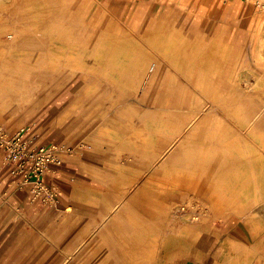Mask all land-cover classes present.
<instances>
[{
  "label": "rangeland",
  "instance_id": "rangeland-1",
  "mask_svg": "<svg viewBox=\"0 0 264 264\" xmlns=\"http://www.w3.org/2000/svg\"><path fill=\"white\" fill-rule=\"evenodd\" d=\"M31 1H45L46 5L35 8ZM57 1L9 0L0 4V33L7 35L16 26H30L32 21L21 13L41 9L47 34L42 38L45 41L38 37L40 42L52 48L61 46L64 40L68 42L62 45L63 55L58 57L60 67L44 62L49 56H35L32 50L31 57L24 60L25 51H20L18 37L0 42L2 48H9L10 57L0 62V198L7 200V205H0V213L10 215L17 210L53 219L28 223L27 229L36 228L37 232L21 235L18 241L26 247L15 263L10 249L1 264H142L143 258H153L156 248L160 254L151 264H264V194L252 201L234 199L244 170L235 154L222 151L226 137L220 130L231 123L225 110H220L222 117L207 120L206 136L186 134V125L192 122V111L187 107L213 104L207 100L209 95L219 97L222 104L237 97L242 111L250 115L248 124L254 123L255 139L264 142V114L253 116L264 106V0ZM165 18L173 28V37L181 36L193 43L191 54L180 66L163 63L161 67V63L158 66L156 61L144 58L129 72L107 67L106 75L99 69L91 71L66 62L64 54L71 51L72 45L83 51L86 65L102 68L92 52L106 35L117 36L124 30L148 50L143 34L154 26L160 28ZM63 26L69 28L66 39L59 36ZM35 39L30 37L25 42L32 46ZM210 48L215 50L211 56L216 61L212 66L199 63L198 55ZM118 56L123 58L121 53ZM220 58L226 61L224 64L234 65L235 71L218 65ZM121 75L124 84L119 87L108 77L120 80ZM255 79L259 85L250 88L248 94L240 96L236 92H244ZM228 82L235 83V92H231ZM160 104L180 107L167 125L161 122ZM123 105L127 106L124 114L118 110ZM175 128H182L184 133L179 136ZM113 130L120 133L117 140L104 135ZM146 132L152 142L144 155L141 133ZM210 141L214 146L211 151L199 150L200 145ZM41 147H53L49 159H57L58 163L46 162L40 175L42 188L35 195L34 171L46 160L39 153ZM14 149L18 156L15 163L7 159ZM115 166L120 169L116 171ZM58 199L65 205L50 207ZM15 200L20 201L18 206L13 204ZM184 210L192 211L193 217ZM179 231L194 239L188 237V242L183 235L189 245H179L172 260H167L160 238L164 233ZM174 238L179 240L176 235Z\"/></svg>",
  "mask_w": 264,
  "mask_h": 264
},
{
  "label": "bare ground",
  "instance_id": "bare-ground-1",
  "mask_svg": "<svg viewBox=\"0 0 264 264\" xmlns=\"http://www.w3.org/2000/svg\"><path fill=\"white\" fill-rule=\"evenodd\" d=\"M9 0H0V4L2 3H7ZM28 1V0H27ZM30 1V0H29ZM60 1V0H59ZM59 1H57L59 3ZM262 1V0H260ZM33 2V1H31ZM47 2V1H46ZM50 2V1H49ZM48 2V3H49ZM54 4V2H52ZM57 3V4H58ZM32 4H34L35 8L36 7H41L43 5H46L45 1H42V2H33ZM31 4V5H32ZM56 4V5H57ZM31 7V6H30ZM53 7V5L51 6ZM50 7V8H51ZM60 7V5H59ZM21 8V7H20ZM33 8V7H32ZM57 8V7H56ZM18 9V7H17ZM54 9V8H53ZM22 10V9H21ZM52 10V9H50ZM57 11V9H56ZM55 11V13H56ZM17 12V11H16ZM52 12V11H51ZM26 15L27 18H29L32 22H31V25L29 23L30 26H26V27H21V26H16L14 27L13 24V27L11 29V33H5L7 35H5L4 33H0V42L1 41H4L3 39L5 38H14V37H18L17 39L21 40V46H20V51H25V55L23 56V59L24 58H28L30 55H29V51L32 50V52L34 53L35 56H38V55H48L49 56V59H45L44 62L48 61L49 63L53 64L54 66H58L59 65V59L58 57L63 55V46L62 45H68V42L67 40H64L63 41V44L57 48H52L50 46H48L47 44L43 43L42 41V38L44 37L45 38V35L47 34L45 29H44V26L42 25V19H41V16H42V11L41 9H34V10H26L25 12L21 13V14H24ZM53 13V12H52ZM17 15V14H16ZM20 15V14H19ZM52 15V14H51ZM47 18V17H46ZM166 18H168V15H166ZM164 20L162 26L159 25L160 28H156L154 26V29H148L146 30V32L143 34V37L148 40V44L150 46V49H146V48H142L141 46V43L139 42V40L137 39V37H135L134 35H132L131 33L127 32V31H123V32H120L121 34L119 35V32L117 33L118 35L117 36H112L110 34L106 35L105 36V41L99 45L98 47L99 48H96L91 56H93L94 60L98 63V64H101L104 66H102V68H98L96 65H86V62L82 59V53L83 51L81 49H79L78 47H74L72 45H70V48L71 51H69L67 54H64V56H66L68 59V61H66L67 63L69 64H72L73 66H77L78 68L79 67H83V68H87V69H92L93 70H96V69H99V71H102L103 74H106L105 71L107 69V67L111 68L112 70H116L118 71L119 73H122V72H126L128 70H130L134 65L135 63H137L138 61H142L144 58H147L149 61L150 60H154L156 61V63L158 64V66H160V63H161V67H164L163 66V63H166L167 66L171 67V63L172 65H182L184 62H186V60H184L189 54H191V51H192V44H189L188 42H186L181 36H179L178 38H175L173 37V35H171L172 33V26L171 24L168 22L169 19H166ZM3 19V17H2ZM14 20H18L17 18H15ZM44 20V19H43ZM151 20V19H150ZM5 22V20H3ZM26 21V20H25ZM65 21V20H64ZM1 23V22H0ZM6 23V22H5ZM18 23V22H17ZM3 24V22H2ZM10 24V23H9ZM19 24V23H18ZM65 25V24H64ZM81 25V24H80ZM0 26H2L0 24ZM7 27V26H6ZM10 27V26H8ZM162 28V29H161ZM2 30V29H1ZM4 31V30H3ZM60 31V30H59ZM1 32V31H0ZM107 32V31H106ZM105 32V33H106ZM108 33V32H107ZM58 34V33H57ZM67 34H69V28L68 27H64L62 28V31L60 32L59 36L60 37H66ZM116 34V33H115ZM184 34V33H183ZM114 35V33H113ZM41 36V42H40V39H38V37ZM57 35V37H59ZM30 37H36L35 39V43L32 45V46H28L26 44L25 41L29 40ZM66 39V38H65ZM98 39V38H97ZM102 39V38H101ZM186 39V38H185ZM59 40V38L57 39ZM11 41V40H10ZM45 41V40H44ZM99 41V40H98ZM9 43V41H7ZM60 42V40H59ZM190 42V41H189ZM7 43V44H8ZM3 44V43H2ZM30 44V43H29ZM54 45V43H53ZM10 46V45H9ZM12 46V44H11ZM16 47V46H15ZM19 47V46H17ZM9 49V48H8ZM8 49H5V48H2L0 46V62L2 61H7L5 60L6 59V56L8 55ZM73 50V51H72ZM28 51V52H27ZM229 51V50H228ZM12 52V51H11ZM215 50H213V48H210L208 50H204L203 52L200 53V55H198V58H196V60L199 61V63L201 62H204V63H207V64H210L211 66L213 65L212 63L214 61H216V58L211 56V53H214ZM218 52V51H217ZM227 52V51H226ZM20 53V52H19ZM90 53V52H89ZM122 54L123 55V58H120L118 56V54ZM254 53V52H253ZM199 54V53H198ZM227 55V53H225ZM42 55V56H43ZM89 55V54H88ZM34 56V57H35ZM41 56V58H42ZM63 56V57H64ZM8 57V56H7ZM31 57V56H30ZM29 57V58H30ZM33 57V56H32ZM225 57V56H224ZM9 60H10V57H8ZM20 58V57H19ZM36 59V57H35ZM39 59V58H38ZM25 60V59H24ZM146 60V59H145ZM37 61V60H36ZM43 61H38L37 63H41ZM161 61V62H160ZM218 61L220 63H218V65L222 66L223 68H232L233 71L234 70V65H228V64H224V62H226L224 59H218ZM17 62V60H16ZM28 62V60H27ZM31 62V60H30ZM34 62V61H33ZM43 62V63H44ZM65 62V63H66ZM152 62V61H151ZM197 62V61H196ZM211 62V63H210ZM32 63V62H31ZM36 63V64H37ZM140 63V62H139ZM169 63V64H168ZM63 64V63H62ZM2 65V64H1ZM201 65V64H200ZM16 66V65H15ZM135 66V65H134ZM137 66V65H136ZM198 66V65H197ZM11 67V66H10ZM9 67V68H10ZM13 67V66H12ZM60 67V65H59ZM58 67V68H59ZM63 67V66H62ZM138 67V66H137ZM184 67V66H183ZM209 67V66H207ZM31 68V67H30ZM33 68V67H32ZM46 69V67H44ZM56 68V67H54ZM70 68V67H68ZM77 68V70H78ZM140 68V67H139ZM145 68V67H144ZM147 68V67H146ZM149 68V67H148ZM151 68V67H150ZM5 69V68H4ZM3 69V70H4ZM52 69V67H51ZM62 69V68H61ZM71 69V68H70ZM73 69V68H72ZM134 69V68H133ZM163 69V68H161ZM18 70V69H16ZM57 70V69H56ZM80 70V69H79ZM113 70V71H114ZM8 71V70H7ZM52 71H54V69H52ZM64 72L66 70H63ZM83 71V69H82ZM136 71V70H135ZM12 72V71H11ZM24 72V71H23ZM36 72V71H35ZM62 72V71H61ZM67 72V71H66ZM84 72V71H83ZM86 72V71H85ZM89 72V71H88ZM129 72V71H128ZM53 73V72H52ZM93 73V72H91ZM101 73V72H100ZM100 73H97V76L100 75ZM13 74V73H12ZM61 74V73H60ZM89 74V73H87ZM96 74V73H94ZM102 74V75H103ZM124 74V73H123ZM127 74V73H125ZM30 75V74H29ZM92 75V74H91ZM107 75V74H106ZM59 76V74H58ZM87 76V75H86ZM95 77V75H93ZM129 76V74H128ZM33 77V76H32ZM109 79H110V82L117 85L118 87L119 86H123L124 84V79L122 78V75H121V79L120 80H116V79H113L112 77L108 76ZM132 77V76H131ZM19 78V77H18ZM36 78V76H35ZM96 78V77H95ZM103 78V77H102ZM100 78V79H102ZM133 78V77H132ZM29 79H30V76H29ZM85 79V78H84ZM98 79H99V76H98ZM119 79V78H118ZM260 79V77H259ZM103 80V79H102ZM100 80V81H102ZM108 80V79H107ZM132 80V79H131ZM246 80V79H245ZM92 81V80H91ZM95 81V80H94ZM109 81V80H108ZM108 81H105L104 79V82H108ZM127 81V80H126ZM146 81V80H145ZM244 81V80H243ZM13 82V81H11ZM93 82V81H92ZM98 83H100L99 81H97ZM103 82V81H102ZM130 82V80H129ZM222 81H220V84H221ZM245 82V81H244ZM126 83V82H125ZM243 83V82H242ZM258 83V79H255L254 82H251V83H248V85L245 86V91L241 92V90H235L234 88H236V85L234 82H228V85L231 86V92H239L240 93V96H243V95H246L248 94L250 90V88L254 87L256 84ZM87 84V83H86ZM85 84V85H86ZM89 84V83H88ZM87 84V85H88ZM109 84V82H108ZM3 85V84H2ZM40 85V83H39ZM84 85V86H85ZM96 85V84H95ZM110 85V84H109ZM133 85V84H132ZM259 85V84H257ZM28 87H30L29 85H27ZM34 86V85H33ZM83 86V87H84ZM94 86V85H93ZM97 86V85H96ZM101 86H103L101 84ZM100 86V87H101ZM129 86V85H128ZM126 86V87H128ZM20 87V86H19ZM113 87V86H112ZM26 88V87H25ZM91 88V86H90ZM98 87H96L97 89ZM29 89H32V88H29ZM34 89V88H33ZM36 89V87H35ZM96 89L94 90L95 93L97 92L98 93V90L96 91ZM102 89V88H101ZM100 89V90H101ZM28 90V89H27ZM87 90V89H86ZM90 90V89H89ZM99 90V91H100ZM111 90V89H110ZM126 90V89H125ZM130 90V89H129ZM7 91V90H6ZM102 91V90H101ZM105 91V89L103 90ZM168 91V90H167ZM173 91V90H172ZM3 92V90H2ZM15 92V91H14ZM107 92H109L107 90ZM106 92V93H107ZM116 92V91H115ZM220 92V90H219ZM94 93V92H93ZM101 93V92H100ZM117 94L119 93L118 92V89H117ZM122 93V91H121ZM90 95V92L88 93ZM87 94V95H88ZM103 94V93H102ZM230 94V93H229ZM242 94V95H241ZM11 95V94H9ZM94 95V94H93ZM99 95V94H97ZM119 95V94H118ZM166 95V93H165ZM260 95V94H259ZM85 96V95H84ZM120 96V95H119ZM164 96V95H163ZM261 96V95H260ZM14 97V96H13ZM88 97V96H87ZM85 96V100L87 98ZM90 97V96H89ZM91 97H92V94H91ZM127 97V96H126ZM232 97H236L235 95L232 96ZM95 98V97H94ZM103 98V97H102ZM109 98V97H108ZM161 98V97H160ZM248 98V97H247ZM11 99V98H10ZM92 99V98H91ZM153 99V98H152ZM165 99V98H164ZM173 99V98H172ZM219 97L215 96V95H209V98L207 99L208 101H213V104H209V105H205V104H202L200 106H190V107H187L186 109L187 110H191V120L192 122L190 124H187L186 127L188 129V131H186V134H191L189 136H198L201 137L202 136H206L205 135V130H204V127H205V123L207 122V120H210V118H219V117H222V109L225 110V114L226 117L228 119L231 120V123L228 124V127H224L222 126L221 127V134L225 135V142H226V145H225V148H223V144L221 145L223 148L222 151L225 152L226 155H230V154H235L234 156H236L239 160V163H240V166L241 168L244 170V173L241 175V178H240V181H239V184L241 185L240 189H235L236 191L234 192L233 190V195H234V199L235 197L237 198H241V199H246V200H256L258 198H260L262 196V194H264V142H261V141H257L255 139V130L254 129V123H250L248 124V119L250 118V115L247 114L245 111L243 112L242 111V106H241V102L239 101V99L236 97L235 100H231L230 103L228 104H222L220 100H218ZM253 99V98H252ZM262 99V98H261ZM84 100V101H85ZM88 100V98H87ZM86 100V101H87ZM95 100V99H94ZM110 100V99H109ZM134 100H138V97H135ZM167 101H171V99L169 98H166ZM9 101V100H8ZM89 101V100H88ZM92 101V100H91ZM82 102V101H81ZM90 102V101H89ZM25 103V102H24ZM98 103V102H96ZM130 103V102H129ZM95 104V103H94ZM121 104V103H120ZM127 104V103H126ZM125 104V105H126ZM11 105V104H10ZM91 105V104H90ZM88 107V106H87ZM90 107V106H89ZM160 109H162L161 113L163 116H161L162 118V121L164 125H167L170 120H173L174 118L176 117H173V115H175V110H178L180 109V107H175V104L171 105V106H164L162 104H160L158 106ZM14 108V107H13ZM27 108V107H26ZM91 108H92V105H91ZM129 108V107H128ZM87 109V108H86ZM90 110V108H88ZM132 110L134 109V107L131 108ZM130 109V110H131ZM137 109V108H136ZM135 109V110H136ZM13 110V109H12ZM25 110V109H24ZM122 114H124L125 110H127V106H124L122 107V109H118ZM131 110V111H132ZM134 110V111H135ZM159 110V109H158ZM221 110V111H220ZM262 110H264V106H261L259 110H257L255 112V114L253 115L254 117L258 118L260 114H264V113H261ZM85 111V109H84ZM87 112V110H86ZM116 112V111H115ZM130 112V111H129ZM142 112V111H141ZM144 112V111H143ZM142 112V113H143ZM83 113V112H81ZM99 113V112H98ZM147 113V112H146ZM85 114V113H84ZM127 114V112H126ZM90 115V114H89ZM99 115V114H98ZM102 115V114H101ZM112 115V114H111ZM110 115V116H111ZM69 116V115H68ZM81 116V115H80ZM79 116V117H80ZM96 116V115H95ZM147 118V117H146ZM151 118V117H150ZM255 118V119H256ZM254 119V118H253ZM252 119V120H253ZM254 119V120H255ZM99 120V119H98ZM148 120V119H147ZM253 120V121H254ZM257 120V119H256ZM94 121V120H93ZM97 121V120H96ZM158 121V120H156ZM98 122V121H97ZM143 122V121H142ZM250 122V121H249ZM171 124V123H170ZM173 124V123H172ZM175 124V123H174ZM110 125V124H109ZM112 125V124H111ZM147 125V124H146ZM163 125V126H164ZM106 126V125H105ZM154 126V125H153ZM173 128L176 127L174 125H172ZM171 126V127H172ZM143 127V126H142ZM108 128V127H107ZM177 128V127H176ZM175 128L176 132L178 131L179 133V136H181L184 131L183 129L179 128L178 130ZM219 128V127H218ZM143 129V128H142ZM169 129V128H168ZM254 129V130H253ZM135 130V129H134ZM138 130V129H137ZM159 130V129H158ZM185 130V129H184ZM98 131V130H97ZM114 131V130H113ZM149 131V130H148ZM173 131V130H172ZM145 132V131H144ZM152 132V131H151ZM161 131H159L160 133ZM138 133V131H137ZM136 133V134H137ZM172 133V132H171ZM98 134V133H97ZM101 134V133H100ZM103 134V133H102ZM106 134V135H105ZM142 136H143V148L141 150H143L144 152V155H145V152L148 151V148L150 146V142H152V140L150 141V134L148 132L146 133H141ZM105 136H107V138L109 140H117L119 137H120V133L118 131H114V132H109V131H105L104 133ZM172 135V134H171ZM98 136V135H97ZM156 136V134H155ZM162 136V135H161ZM168 136V135H166ZM96 137V136H95ZM169 137V136H168ZM186 137V136H185ZM221 137V136H220ZM97 138V137H96ZM94 138V139H96ZM157 138V137H156ZM164 138V137H163ZM205 138V137H204ZM203 137L201 139H204ZM258 139V137H257ZM264 139V138H262ZM122 140V139H121ZM157 140V139H156ZM156 140L154 142H156ZM124 141V140H123ZM93 142V141H92ZM99 142V141H97ZM116 142V141H114ZM113 142V143H114ZM121 142V141H120ZM126 142V141H125ZM130 142V141H129ZM133 142V141H132ZM135 142V141H134ZM133 142V143H134ZM138 142V141H137ZM135 142V143H137ZM219 142V141H218ZM222 142V141H221ZM224 142V143H225ZM100 143V142H99ZM104 143V142H103ZM119 143V142H118ZM128 143V142H127ZM132 143V145H133ZM138 144V143H137ZM141 144V143H140ZM128 145V144H127ZM136 145V144H135ZM139 146V145H138ZM136 146V147H138ZM141 146V145H140ZM134 147V145H133ZM154 147V146H153ZM214 147L213 146V141H210L208 144H205V145H200L199 147V150L201 151H211V148ZM135 148V147H134ZM139 149V148H138ZM221 150V149H220ZM215 151V149H214ZM205 153V152H204ZM215 153V152H214ZM152 154V153H151ZM143 155V156H144ZM148 155V153H147ZM204 155V154H203ZM217 156V155H216ZM154 157V156H153ZM210 157V156H209ZM233 157V155H232ZM235 158V159H237ZM222 159V158H220ZM158 160V159H157ZM233 160V159H232ZM208 161V159H207ZM224 160H222L223 162ZM205 162V161H204ZM232 162V161H231ZM236 162V161H235ZM161 164V162H159ZM158 163V165H159ZM221 163V162H220ZM227 163V162H226ZM156 165V164H155ZM164 165V164H162ZM230 165V164H229ZM232 165V164H231ZM238 165V164H237ZM227 166V165H226ZM220 168V167H219ZM237 168V167H236ZM115 169L116 171H118L120 168L119 166H115ZM222 170V169H220ZM235 173V171H234ZM218 174V173H217ZM237 174V173H236ZM235 174V175H236ZM220 176V175H219ZM115 178V177H114ZM214 178V177H213ZM212 178V179H213ZM217 179V178H216ZM223 179V178H222ZM214 180V179H213ZM218 182V181H217ZM223 183V182H222ZM238 183V182H237ZM216 185V184H215ZM222 185V184H221ZM220 185V186H221ZM219 186V185H218ZM219 186V187H220ZM216 187V186H215ZM223 187V186H222ZM235 188V187H234ZM233 189V188H232ZM221 190V189H220ZM218 192V190H217ZM232 193V192H231ZM230 196V194H229ZM223 198V196H222ZM233 198L231 197V200ZM239 201V200H237ZM252 201V200H251ZM233 200L230 202L232 204ZM246 202V201H245ZM235 203L236 200H235ZM239 203H237L238 205ZM251 204V203H250ZM230 206V205H229ZM242 206V205H241ZM240 206V207H241ZM239 207V206H238ZM236 209V208H235ZM114 210V209H113ZM116 210V209H115ZM116 212V211H115ZM184 212H187L188 216L191 215L192 211H184ZM111 213V212H110ZM114 213V212H113ZM112 213V214H113ZM110 215V214H109ZM164 215V214H163ZM198 215V213H197ZM192 216V215H191ZM190 216V217H191ZM193 217V216H192ZM139 233V232H137ZM175 235L179 238H176V239H179V240H175ZM183 235L185 236V239H187L188 242H190V239L193 238L191 235L190 236H187L189 234H187V232L185 234H183V232L179 231L178 233L176 232H173V233H170V234H165L162 235V237L160 238V246L161 247H164V252L165 254L167 255L166 259L167 260H170L171 257L174 255L175 253V249L179 246V245H183V246H186V245H189V243L187 242H184V238H183ZM133 236V235H132ZM135 236H137V234H135ZM144 236V235H143ZM188 237H191V238H188ZM183 239V240H182ZM194 239V238H193ZM83 241V239H82ZM81 241V242H82ZM159 241V240H158ZM133 244V243H132ZM151 244V243H150ZM129 247V246H128ZM132 247V245H131ZM189 247V246H188ZM135 251V250H134ZM154 256L153 260L149 259L148 257L147 258H143V260L141 261L142 264H151V262H154V260H156L158 258V255L160 254V249L159 248H156L154 249ZM69 253V252H68ZM76 253V252H75ZM73 254V253H72ZM77 254V253H76ZM75 254V255H76ZM72 256V255H71ZM66 257V256H65ZM68 257V256H67ZM132 257V256H131ZM71 258V257H70ZM134 258V257H133ZM67 259V258H66ZM69 260V259H68ZM172 260V259H171ZM65 262V261H64ZM63 262V263H64ZM68 262V261H67ZM62 263V262H60ZM70 262H68L67 264H69Z\"/></svg>",
  "mask_w": 264,
  "mask_h": 264
},
{
  "label": "crops",
  "instance_id": "crops-1",
  "mask_svg": "<svg viewBox=\"0 0 264 264\" xmlns=\"http://www.w3.org/2000/svg\"><path fill=\"white\" fill-rule=\"evenodd\" d=\"M84 188V187H83ZM98 188V187H96ZM36 200V199H35ZM54 201V200H53ZM7 200L4 198H0V205H4ZM33 203V202H32ZM9 204V203H8ZM16 206L20 204V201H16L13 203ZM11 205V204H9ZM45 205V203H44ZM53 207H63L65 205L64 201L62 199H58L50 204ZM43 206V204H42ZM44 218V219H42ZM52 221V217H49L48 215H37V214H27V213H21L19 211H15L13 214H1L0 213V264L4 261L6 258V254H8L9 250L12 249L13 252V263H15V259L18 258L19 254L22 253L24 246V243H20L18 240L21 237L22 234H29L32 236L35 235V232H37L36 228L34 231H31L27 229L28 223L30 222H36V221ZM82 227H84V221H81ZM100 225V224H99ZM53 226V225H52ZM36 227V226H35ZM100 226L98 227V229ZM97 227L94 226V232H96ZM100 230V229H99ZM6 239H9L8 241ZM18 242V243H17ZM22 244V245H21ZM16 250V251H15ZM254 250V249H253ZM195 264H210V262H195Z\"/></svg>",
  "mask_w": 264,
  "mask_h": 264
},
{
  "label": "built area",
  "instance_id": "built-area-1",
  "mask_svg": "<svg viewBox=\"0 0 264 264\" xmlns=\"http://www.w3.org/2000/svg\"><path fill=\"white\" fill-rule=\"evenodd\" d=\"M52 150H53V147H41V148H39V153L41 152L40 154L45 155L46 160L44 161V163L39 165V167L34 171L35 182H34L33 187H34V190L36 191L35 195H38L39 190H41V188H42V185L40 183V175H42L43 171L46 169V167H45V166H47L46 162L48 161V163H49L52 161H56L58 163L57 159H54V160H53V158L49 159L50 153L52 152ZM27 152H30V151H27ZM17 157L18 156H17L16 149H14V150L10 151L7 159L9 158L10 160L8 159V161L14 162L15 160H17ZM185 208H187V207L185 206ZM184 211H187V210H184Z\"/></svg>",
  "mask_w": 264,
  "mask_h": 264
}]
</instances>
